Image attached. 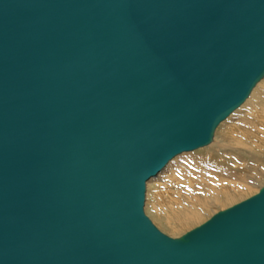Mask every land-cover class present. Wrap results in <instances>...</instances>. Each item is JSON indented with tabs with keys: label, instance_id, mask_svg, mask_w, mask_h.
<instances>
[{
	"label": "water",
	"instance_id": "1",
	"mask_svg": "<svg viewBox=\"0 0 264 264\" xmlns=\"http://www.w3.org/2000/svg\"><path fill=\"white\" fill-rule=\"evenodd\" d=\"M263 74L264 0H0V264H264V186L176 237L143 213Z\"/></svg>",
	"mask_w": 264,
	"mask_h": 264
},
{
	"label": "bare ground",
	"instance_id": "2",
	"mask_svg": "<svg viewBox=\"0 0 264 264\" xmlns=\"http://www.w3.org/2000/svg\"><path fill=\"white\" fill-rule=\"evenodd\" d=\"M263 77L264 74L254 83L244 100L216 125L213 130L212 138L208 144H211L213 141L215 132L220 124L226 121V119L239 109L240 106H243L251 95H254L257 90H255L256 85ZM260 88L264 93V86ZM258 99L259 100L257 101L253 100L256 103L251 107L253 109H251L248 117H242V119L244 118L242 123H240V121V124H236L237 126L232 130V134L228 136L231 138L226 139L224 142L225 144L221 145L222 156H220V159H198L193 156L185 157V162L188 161L191 163V166L189 163H183L179 166L177 165V172L179 173L175 174L176 176L173 178H170L169 175L170 182H167L166 180L164 181L166 182L164 187L167 186V190H171L170 192L172 193L168 195L166 192V196H169L167 197L169 200L165 205H156L155 213L159 222L168 229L173 232L180 231L187 226L198 223L202 219L206 210L211 209L214 205L220 204L224 206L232 203L239 197L242 198L243 195L246 196L247 193L249 194L251 188L249 185L247 186V182H243L242 174L239 172H243V166H251L249 164L251 161L257 164L264 161V94L260 95ZM246 114H248V112ZM241 125L246 127L243 129L241 128ZM239 126L240 135L233 134ZM206 145L175 155L159 172L145 181L143 213L159 231L161 230L153 223L151 218L145 212L147 183L154 178H157L179 155L187 154L190 151H194ZM223 147H226L225 151H223ZM127 148L128 157L133 159L134 145L129 142ZM68 165H72L70 161ZM183 165H189V168L184 169ZM171 172L174 171L170 170V174ZM164 178L166 179V177ZM164 189L165 188H163V190ZM159 201L161 202V200Z\"/></svg>",
	"mask_w": 264,
	"mask_h": 264
},
{
	"label": "rangeland",
	"instance_id": "3",
	"mask_svg": "<svg viewBox=\"0 0 264 264\" xmlns=\"http://www.w3.org/2000/svg\"><path fill=\"white\" fill-rule=\"evenodd\" d=\"M261 80L259 81L260 84L258 83L256 85L255 90L256 89L257 90L254 93L255 96L251 95V97H249L250 99L248 98V100L243 104V106H240L239 109H237L235 112L232 113V115L230 116L231 118L229 117L228 119H226V121H224L223 123L220 124V126L217 128V130L215 132V136H214L213 141L211 142V144H208L206 146L200 147V148H198V149H196L194 151H190L187 154L179 155L178 157H176L169 164L170 166H168L157 178H154L155 180L153 179V180H151V181H149L147 183L145 212L151 218L153 223L162 232H164L167 235L172 236V237L179 236V235L183 234L184 232L190 230L191 228H193V227L199 225L200 223L204 222L205 220H207L211 215H213L217 211L225 209V208H227V207H229V206H231V205H233V204H235V203H237V202H239V201L251 196L252 194L256 193L262 186H264V161L263 162H259L258 164L251 161L249 163L251 166H247V167L243 166V168H242L243 172H239L240 174H242L243 182L244 181H245L244 183L247 182V186L249 185V187L251 188L249 194L247 193L246 196L243 195L242 198L239 197L238 199L234 200L232 203L226 204L224 206L220 205V204L214 205L215 207L213 206L211 209H207L206 210V212H205L206 214L204 213V215L202 216V219L198 223H194L193 225L187 226V227H185L184 229H182L180 231L173 232L172 230H170L166 226H164L161 222H159V220H158V218L156 216V213H155L156 205H159V204L165 205L167 203V201L169 200V198H167V197H169L168 195H170V193H172V192H170L171 190H167V186L164 187L166 185L165 184L166 182H164V181L166 180L167 182H170V179H169L168 176L170 175V178L175 177L176 176L175 174L179 173V172H177L178 171L177 167L179 165L183 164V163H189L188 161L185 162V160H184L185 157L193 156L195 158L197 157L198 159H200V158H202V159L203 158H205V159H208V158H210V159H212V158L213 159H220L221 158L220 157V156H222L221 145L225 144L224 142H225L226 139H230L231 138V137H228V136L232 134V130L238 124L242 123V120L244 118L248 117L251 109H253L251 107H253L254 104L256 103L254 101L255 100L256 101L259 100L258 98L260 97V95L264 94L261 91V88H260V87L264 86V77ZM246 111L248 112V114H246L247 113ZM242 117H244V118L242 119ZM245 127L246 126H242L241 128L244 129ZM233 134L240 135V126L238 127V129L236 131H234ZM225 148L223 147V151H225ZM242 163H243V161H242ZM189 164L191 166V163H189ZM183 166H184V169L189 168V165H183ZM170 170L174 171V172H171L172 175L170 174ZM164 177H166V179ZM163 188H165V189L163 190ZM166 192L168 194L167 196H166ZM159 200H161V202Z\"/></svg>",
	"mask_w": 264,
	"mask_h": 264
}]
</instances>
